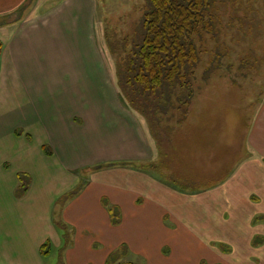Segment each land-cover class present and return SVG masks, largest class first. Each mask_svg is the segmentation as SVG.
Returning a JSON list of instances; mask_svg holds the SVG:
<instances>
[{
  "label": "crops",
  "instance_id": "0c3cea01",
  "mask_svg": "<svg viewBox=\"0 0 264 264\" xmlns=\"http://www.w3.org/2000/svg\"><path fill=\"white\" fill-rule=\"evenodd\" d=\"M26 2L20 20L0 25V173L4 176V194L0 198V264H43L40 247L46 240L51 241V249L52 245L57 248L63 245V235L51 224L49 209L78 183V179L70 176L73 169L102 160L138 163L134 167H111L97 187L118 186V193L124 196L120 201L112 200L121 210L118 227L126 226L127 213L132 220L130 232L127 236H114L117 245H110L109 250L127 245L125 262H131L126 259L138 247H132L134 239L140 241L139 246L152 247L149 227L164 225L165 218L172 216L181 224V229L176 230L179 238H186V230L190 228L195 237L232 246L225 252L227 255L216 249V256L214 251L218 258L215 264H255L250 261L255 255L264 264V243L257 249L251 247L255 237L264 239L258 235L264 232V163L251 160L248 168L237 172L231 182L191 195L154 179L149 168L140 166L156 157L148 136L136 114L122 105L99 49L95 36L97 1L0 0V17L15 13ZM108 96L114 100L110 106L105 104ZM105 116L106 120L101 121ZM256 119L249 143L264 156V104ZM96 122L103 125L99 129L103 139L94 143L109 140L112 147L103 144L99 157L96 154L83 161L78 153L89 141L93 142L90 129ZM17 131L23 135L17 136ZM43 146L50 147L51 157L45 155ZM18 173H26L32 179L23 199L14 196ZM184 174L176 176H188ZM93 191L89 187L79 198L89 195L87 199L97 200L98 195H91ZM74 205L71 203L65 213L71 225L75 224ZM88 207L83 204V214ZM148 207L153 209L156 221L145 211ZM98 212L101 219L109 222L102 207H98ZM257 218L262 219L255 223ZM160 224L158 227L165 234L175 236L174 230ZM112 229L113 232L117 228ZM79 241L77 238L71 244L67 256L73 255ZM90 243V238L85 241L87 245ZM165 244L168 243H160ZM81 258L76 264L87 262ZM105 258L106 252L102 253V262Z\"/></svg>",
  "mask_w": 264,
  "mask_h": 264
},
{
  "label": "rangeland",
  "instance_id": "374dc122",
  "mask_svg": "<svg viewBox=\"0 0 264 264\" xmlns=\"http://www.w3.org/2000/svg\"><path fill=\"white\" fill-rule=\"evenodd\" d=\"M96 1L95 36L98 39L99 49L105 57L107 70L122 97V103L127 106V109H131L122 96L118 62L108 49L106 39L110 37L112 41L121 40L127 35L132 36L136 30L139 32V25L146 11L148 0ZM224 1L225 6L221 7L219 12L222 19L217 24L219 33L216 35V42L208 43L209 53L203 55L202 61L190 77L192 86L185 93L192 92L193 100L192 105L186 107V114L182 112L180 114L173 109L161 108L162 112L159 114L161 120H156V125L152 127L147 123L143 114L132 110L141 121V129L148 136L156 156L154 161L142 162L140 166L145 169L149 168L148 172L154 179L180 193L189 195L215 189L231 182L237 172L244 167L248 168L252 163L251 160L264 163V156L249 143V136L257 121L258 110L264 104V0ZM27 5L28 2L20 6L15 13L0 17V24H7L12 19L20 20L25 14ZM247 56L248 61L242 64L241 60ZM113 103L114 100L108 96L106 106ZM182 110L185 109L182 107ZM106 115L108 116V113ZM180 115H182V122L178 123ZM105 120L106 116L101 119L103 122ZM93 126L90 129V138L93 142L89 141L78 153V157L83 161L96 154L99 157L103 144L108 148L112 147L107 142L109 140L105 143L104 141L94 143L97 139L100 141L103 139L102 130H99L103 125L98 126L96 122ZM120 163L128 164L127 167L138 166L136 162L102 160L94 163L86 162L70 172L72 178L78 179L73 189H77L78 186L82 189L73 198L65 192L67 196L61 195L50 207L51 224L63 235L62 242H64L58 248L57 245H52V251L43 258V264H76L79 256H82L80 260L87 262L91 260L90 264H107L112 253L121 251V246L111 248V250L109 247L117 245L114 244L116 242L114 236L119 238L118 234L129 235L132 220L126 213L128 220L124 229L118 227L120 224L113 225L111 215L103 205V198L101 199L100 196L104 195L103 197L113 205L112 199L120 201L119 198L123 195L118 193V186L110 185L112 187L108 189L97 188L104 172L111 168L108 164ZM171 168H174V171H169ZM180 172L188 176H176ZM3 178V174L0 173V198L4 194ZM89 187L91 191L96 190L91 195H98L97 200L87 199L89 195L79 198ZM143 201L146 204L149 203L145 198ZM73 202L75 205L72 215L75 224L71 225L66 220L65 213ZM85 203L90 207L87 208V213L83 214L82 208ZM257 203L260 204V202H253V204ZM141 205L145 206L142 202ZM114 206L119 208L117 204ZM98 207L105 210L109 222L100 218ZM44 210L46 208L43 206L42 211ZM146 210L156 221V215L152 214L153 209L148 207L145 208ZM28 215L30 214H27V217ZM165 222L164 225L159 223L160 226L171 228L175 232L178 228L181 229V224L172 216L166 217ZM159 224L149 227L150 233L153 234L152 247L139 246L140 241L134 239L132 247H138L134 255L126 260L129 259L128 261L135 264H215L214 262L218 260L215 250L218 249L223 255H227L225 252L230 251L232 247L223 245L224 242L195 237V233L190 228L186 230V238L178 237L179 230L175 236L173 233L170 236L158 227ZM64 226L66 227L65 233L63 232ZM114 227L117 229L112 232ZM258 235L264 236V232ZM94 236L97 237L96 240ZM77 238L80 240L77 249L73 255L67 256V250ZM89 238L92 243L87 245L85 241ZM165 239H168L167 242ZM163 242L168 244L160 245ZM256 245L260 246L255 242V245L251 247L257 249ZM104 252H106V258L102 262ZM250 261L263 264L256 255L250 258Z\"/></svg>",
  "mask_w": 264,
  "mask_h": 264
},
{
  "label": "trees",
  "instance_id": "16d2710c",
  "mask_svg": "<svg viewBox=\"0 0 264 264\" xmlns=\"http://www.w3.org/2000/svg\"><path fill=\"white\" fill-rule=\"evenodd\" d=\"M224 6V0H148L139 32L136 30L132 36L127 35L121 40L106 39L108 49L118 62L122 96L131 107L129 111L143 114L152 127L156 120H161V108L186 114V107L193 100L192 92L185 93L192 86L190 77L203 55L209 53L208 43L216 42L217 24L222 19L219 12ZM1 50L0 42V59ZM248 59V56L244 57L241 63L245 64ZM119 97L122 103V97ZM181 117L178 123L182 122ZM16 135L22 136L23 133L17 131ZM26 138L31 140L29 136ZM43 151L46 156H52L49 146H43ZM126 165L108 164V167ZM17 180L14 196L23 199L29 192L32 179L26 173H18ZM81 189L78 186L67 194L73 198ZM102 203L111 215L112 224H121V210L106 198ZM261 219H255V223ZM65 230L64 226V233ZM255 242L261 245L264 239L255 237L254 245ZM50 252L51 241L48 239L41 245L40 254L44 258ZM128 252L127 246L122 245L121 251L110 255L107 264H135L123 259Z\"/></svg>",
  "mask_w": 264,
  "mask_h": 264
}]
</instances>
